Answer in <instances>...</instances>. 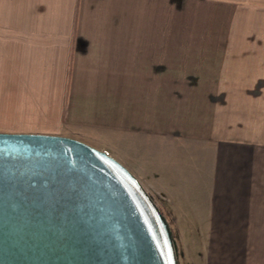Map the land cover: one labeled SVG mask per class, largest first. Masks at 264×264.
<instances>
[{"label":"crops","instance_id":"0c3cea01","mask_svg":"<svg viewBox=\"0 0 264 264\" xmlns=\"http://www.w3.org/2000/svg\"><path fill=\"white\" fill-rule=\"evenodd\" d=\"M177 1L211 25H157L155 0H0V66L24 90L33 60L60 69L72 130L47 134L155 139L170 226L198 228L180 235L192 264H264V0Z\"/></svg>","mask_w":264,"mask_h":264},{"label":"water","instance_id":"95a60500","mask_svg":"<svg viewBox=\"0 0 264 264\" xmlns=\"http://www.w3.org/2000/svg\"><path fill=\"white\" fill-rule=\"evenodd\" d=\"M0 264H178L169 223L117 159L77 138L0 131Z\"/></svg>","mask_w":264,"mask_h":264},{"label":"rangeland","instance_id":"374dc122","mask_svg":"<svg viewBox=\"0 0 264 264\" xmlns=\"http://www.w3.org/2000/svg\"><path fill=\"white\" fill-rule=\"evenodd\" d=\"M169 4L167 7L166 4ZM245 10L247 8L248 0H240ZM177 0H155V9L159 11L158 14L163 13V17L158 20L155 19V24L161 26H182V25H211L212 17L211 13L206 10L208 6L199 2L192 3V10L188 8L186 14L183 13L182 1ZM182 5V6H181ZM172 7V9L170 8ZM201 9H203L201 11ZM167 10V11H166ZM194 10V11H193ZM33 20V25H35ZM33 66L31 67V82L25 88H21L23 84H10L7 82L9 79L4 72V66H0V131L7 132H39V133H53L54 131L62 132V129L72 130L69 123L70 120H64L62 124L63 128L58 129L61 107L59 105V96L63 93V87L60 84L61 76L59 68H45L37 67L32 61ZM49 70H52L51 75L47 74ZM58 70V72H57ZM47 74V75H46ZM60 74V73H59ZM65 77H63L64 79ZM69 81L72 76L68 77ZM66 83V82H64ZM72 83H67L65 86L69 91ZM67 99H62L63 101ZM63 113L69 112L65 107ZM68 110V111H67ZM87 131V133H86ZM85 134L89 141L84 140L86 143L102 150L110 151L112 157L117 159L122 165H124L143 185L147 192L151 195L160 211L166 217V213L163 211L162 204L158 200V195L155 193V139H143L138 137L129 136L126 138V142L122 140V136L118 133L108 135L105 138L101 132L91 133V137L88 135V129L86 128ZM127 136V134H126ZM116 141L121 142L122 145L115 143ZM110 148V149H108ZM104 151V150H102ZM104 151V152H106ZM108 153V152H106ZM109 154V153H108ZM193 225H197L196 220L190 217V221ZM170 226V223H169ZM191 227L190 225H185ZM178 264H192V260L186 254L184 248L185 244L180 240L181 230L186 229V235H196L198 228H175L170 226ZM179 230V233L177 232ZM195 231V233H193ZM195 256V255H194ZM196 261V257H194ZM196 263V262H195Z\"/></svg>","mask_w":264,"mask_h":264}]
</instances>
